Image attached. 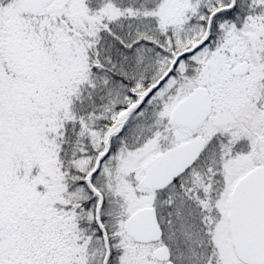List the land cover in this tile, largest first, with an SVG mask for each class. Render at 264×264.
Listing matches in <instances>:
<instances>
[{"label":"snow or ice","instance_id":"1","mask_svg":"<svg viewBox=\"0 0 264 264\" xmlns=\"http://www.w3.org/2000/svg\"><path fill=\"white\" fill-rule=\"evenodd\" d=\"M0 264H264V0H0Z\"/></svg>","mask_w":264,"mask_h":264}]
</instances>
